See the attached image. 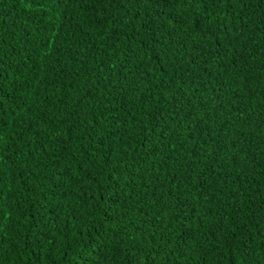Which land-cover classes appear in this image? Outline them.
I'll use <instances>...</instances> for the list:
<instances>
[{
	"label": "trees",
	"instance_id": "16d2710c",
	"mask_svg": "<svg viewBox=\"0 0 264 264\" xmlns=\"http://www.w3.org/2000/svg\"><path fill=\"white\" fill-rule=\"evenodd\" d=\"M0 264H264V0H0Z\"/></svg>",
	"mask_w": 264,
	"mask_h": 264
}]
</instances>
